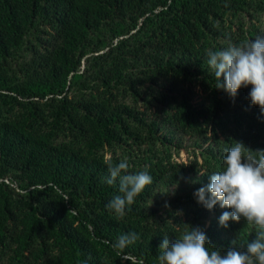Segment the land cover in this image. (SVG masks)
Listing matches in <instances>:
<instances>
[{"label":"trees","instance_id":"1","mask_svg":"<svg viewBox=\"0 0 264 264\" xmlns=\"http://www.w3.org/2000/svg\"><path fill=\"white\" fill-rule=\"evenodd\" d=\"M263 10L264 0H0V264H160L164 237L190 227L221 254L233 241L246 250L259 230L243 218L222 227L231 210L194 193L235 142L264 150L251 86L230 97L207 62L264 34L246 18ZM192 137L211 147L176 157ZM108 160L129 164L121 176L152 177L123 217L106 207L123 195L119 177L105 182ZM192 178L167 202L183 214L149 207ZM128 233L138 239L114 248Z\"/></svg>","mask_w":264,"mask_h":264},{"label":"clouds","instance_id":"2","mask_svg":"<svg viewBox=\"0 0 264 264\" xmlns=\"http://www.w3.org/2000/svg\"><path fill=\"white\" fill-rule=\"evenodd\" d=\"M208 64L215 70L217 89H223L235 98L241 88L251 86L248 98L252 105L264 113V35L243 45H229L223 50H209ZM223 77V81H221ZM248 155H245V152ZM252 150L242 143L227 151L223 171L210 175V183L194 193L197 202L211 210L217 204L231 211L223 212L219 224L227 227L229 220L239 222L243 218L247 224L254 225L259 231L254 240L247 244L246 250L234 246L235 241L224 254L211 247L206 234L198 228H191L182 238L169 243L167 236L159 246L160 264H264V150ZM109 176L105 182L112 185L119 177V192L106 207L120 217L125 214L126 206L135 202L136 197L146 186L152 184L147 168L134 174L127 173L129 164L121 161L113 164L107 161ZM138 239L136 233L121 235L113 246L122 250Z\"/></svg>","mask_w":264,"mask_h":264},{"label":"rangeland","instance_id":"3","mask_svg":"<svg viewBox=\"0 0 264 264\" xmlns=\"http://www.w3.org/2000/svg\"><path fill=\"white\" fill-rule=\"evenodd\" d=\"M246 18L248 20V26H251L253 30L260 33L264 32V13H262L261 15L258 13L257 16L255 17H251L250 15H247ZM258 35L260 36L264 34H258ZM116 41L117 39L115 40V42ZM193 98L194 101L199 99L198 96H194ZM177 145L179 144H176L175 146ZM208 147H211V142L206 141L202 137L185 138L182 142V146L177 150L178 153L176 154V157L186 160L188 157H192L193 154H196L200 159L198 153H200V151H202L204 148H208ZM186 182L187 183H185L184 181H180L176 185L166 186L163 192H160L156 196L150 198L149 207L151 208L157 207L159 214H164L166 207L176 209L175 212L183 214V208L170 206L167 202L169 199L174 197L172 193L174 191H178L179 195H182L187 191H192L193 190L192 186L197 182V180L192 178L191 180L187 179ZM213 216H214L213 214L209 215V218L207 219L205 226H208L209 219L212 218Z\"/></svg>","mask_w":264,"mask_h":264}]
</instances>
